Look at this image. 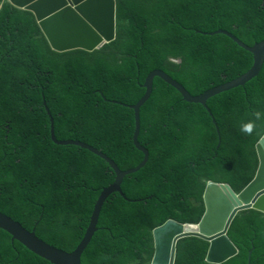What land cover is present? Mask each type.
I'll use <instances>...</instances> for the list:
<instances>
[{"label": "trees", "instance_id": "obj_1", "mask_svg": "<svg viewBox=\"0 0 264 264\" xmlns=\"http://www.w3.org/2000/svg\"><path fill=\"white\" fill-rule=\"evenodd\" d=\"M247 47L264 42V0H117L115 39L93 53L53 52L33 14L0 0V213L45 244L72 253L101 191L115 179L90 152L57 147L76 142L104 154L120 171L143 155L132 144L133 112L143 85L161 72L193 97L236 81L253 67ZM206 35V36H204ZM186 104L159 79L139 110L138 145L148 160L125 176V199L103 203L80 264H151L152 232L168 221L197 226L208 183L239 194L254 179L257 140L240 126L264 112V65L244 88ZM227 237L238 253L223 264H264V214L242 211ZM209 242L180 240L174 264H209ZM0 264H49L0 230Z\"/></svg>", "mask_w": 264, "mask_h": 264}, {"label": "water", "instance_id": "obj_2", "mask_svg": "<svg viewBox=\"0 0 264 264\" xmlns=\"http://www.w3.org/2000/svg\"><path fill=\"white\" fill-rule=\"evenodd\" d=\"M7 1L14 8L34 15L51 50L57 54L73 51L90 54L112 43L115 39L117 0ZM208 36L226 37L240 49L250 54L254 61L252 69L240 79L196 98L189 96L182 87L163 73H151L142 87L145 91L144 96L134 107L130 108L134 118L132 144L143 155L142 162L131 170L120 171L109 158L96 149L76 142L55 141L53 122L43 103L44 111L49 119V134L52 144L57 147L70 146L86 150L103 160L115 175L114 182L108 188L103 189L97 198L85 234L72 253L67 254L45 244L35 236L34 232L26 231L14 220L1 213L0 230L6 232L13 241L49 264H80V257L96 231V224L103 203L114 193L125 199L120 189L123 178L142 169L148 160V152L138 145L137 138L139 134V110L151 95L153 80L159 79L173 89L186 104L203 107L217 130L216 123L207 109V102L219 95L244 88L259 76L264 65V42L250 48L227 32L218 31ZM217 134L219 136L218 130ZM256 152L259 160L257 173L241 193L236 194L229 185L208 183L203 196L205 213L197 226L168 221L163 226L153 230L155 253L151 264H174L177 243L189 237H196L209 242L210 247L206 258L209 264H223L237 255L236 247L227 237L233 220L238 213L250 209L264 214V146L258 144ZM250 256L248 264H250Z\"/></svg>", "mask_w": 264, "mask_h": 264}, {"label": "clouds", "instance_id": "obj_3", "mask_svg": "<svg viewBox=\"0 0 264 264\" xmlns=\"http://www.w3.org/2000/svg\"><path fill=\"white\" fill-rule=\"evenodd\" d=\"M253 115H254V120H250L246 123L241 124L240 126L241 133L251 136L253 132L256 130L255 121L264 120V112L257 111ZM257 144L264 146V135L258 137Z\"/></svg>", "mask_w": 264, "mask_h": 264}]
</instances>
